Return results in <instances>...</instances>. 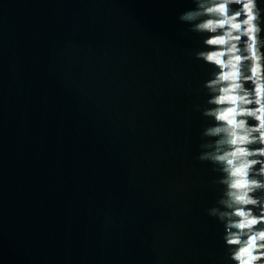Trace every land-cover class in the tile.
Masks as SVG:
<instances>
[{
  "label": "water",
  "instance_id": "95a60500",
  "mask_svg": "<svg viewBox=\"0 0 264 264\" xmlns=\"http://www.w3.org/2000/svg\"><path fill=\"white\" fill-rule=\"evenodd\" d=\"M189 0H0V264H231Z\"/></svg>",
  "mask_w": 264,
  "mask_h": 264
},
{
  "label": "clouds",
  "instance_id": "9594fccd",
  "mask_svg": "<svg viewBox=\"0 0 264 264\" xmlns=\"http://www.w3.org/2000/svg\"><path fill=\"white\" fill-rule=\"evenodd\" d=\"M178 19L201 37L195 59L211 68L202 83L208 123L197 159L220 186L206 209L223 226L231 264H264V0H189Z\"/></svg>",
  "mask_w": 264,
  "mask_h": 264
}]
</instances>
